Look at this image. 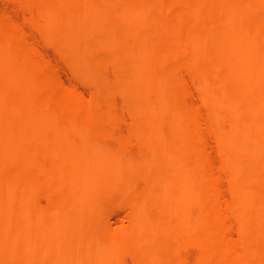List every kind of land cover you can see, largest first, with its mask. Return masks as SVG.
Listing matches in <instances>:
<instances>
[{
  "label": "bare ground",
  "instance_id": "bare-ground-1",
  "mask_svg": "<svg viewBox=\"0 0 264 264\" xmlns=\"http://www.w3.org/2000/svg\"><path fill=\"white\" fill-rule=\"evenodd\" d=\"M66 1H79L84 8L78 15L80 22H77L80 24L75 23L77 25L72 28V35L67 32L71 25L70 28L68 25L61 27L63 31L66 28V33L59 35V48L66 47L65 44L72 37L73 47L78 45L74 39L84 31L85 25L81 22L90 21L93 14H104L103 10L108 5H114L115 18L103 21L102 30L94 35L85 51L101 47V54H105L114 49L117 40L112 39L113 33L120 27H126L122 44L131 48L128 49L133 53L131 60H128L130 62L126 61L118 73L120 76L128 75L131 79L136 76L141 79L147 77L146 83L143 82L145 85L130 99L139 101L142 110L135 118L134 133L139 135L145 125L152 128L149 151L142 156V160H157L159 168L167 171L159 170L149 175V178L157 181V186L149 191L146 201L132 203L127 227L119 226L111 232L106 223L101 221L98 225L99 234L83 229L84 223L95 212L94 203L105 199L101 190L129 185L123 197L141 192L136 180L127 181L122 177L127 171L134 170V160L124 159L122 155L112 152L114 148L111 151L101 143L98 133L91 132L92 129H99V120L91 119L90 128L86 129L89 121L85 123L83 119L93 113L94 103L84 104L80 99L82 96L74 97L72 90L65 92L62 97L64 105L60 106L62 109L59 112L57 106L51 105L47 92L42 93V102L37 109H34L30 99L20 103L23 105L20 111L16 110L17 107L14 109L25 90H43L48 84L45 85L47 78L42 69L25 72L15 68V63H23L28 53L20 57L17 54V59L12 57V50L20 45L23 48V45L16 33L14 36L11 31H4L5 39L0 40V66L3 67L0 83L7 80L11 85L9 89L0 85V114L8 119L6 125L5 120L4 124L0 121L3 124L0 125V159L8 160L11 154L16 153L19 160L8 162L10 164L7 167L0 161L1 169L2 166L5 168L0 172V181L6 182L5 188L0 191V264L6 261L8 264H122L123 251H133L138 245L136 256L133 257L148 254L149 259L145 264H170L173 254L177 256L179 264H187L179 255V242L169 252H162L156 243L158 238L164 241L171 237L177 238L182 233L195 236L197 254L193 264H264V86L258 88L256 83L260 78L264 83V0H191L180 4V9L176 7L179 0ZM201 3L209 5L203 13L199 9ZM160 7L166 15L163 21L157 23L153 14ZM58 9V2L47 6L54 17H57ZM220 14H224L221 25L210 27V21L213 23L212 19ZM54 23L55 19L51 18L40 29L47 42L54 40ZM159 30L166 32L167 41L182 38L183 45L167 47L165 42L158 40ZM11 37L16 38L12 40ZM102 38L105 40L102 41ZM98 51L100 53V48ZM63 52L60 55L63 56ZM75 59L69 60L71 71L82 81L94 82L86 68L80 66L78 58ZM220 61L222 64H219L216 76L209 75L212 63ZM186 64L192 67V77L199 78L197 93L201 100L200 107L188 106L181 100L187 90L179 84L174 70ZM23 76H27L26 82H22ZM242 83L249 86L241 89L238 86L242 87ZM56 87L57 83L52 79L48 90L43 91H53ZM7 94L6 107H2ZM38 97L35 99H40ZM53 105L56 104L53 102ZM225 111H229L230 116H224ZM31 114L38 119L30 130L18 127L14 131L8 128L15 123L17 115L24 119ZM204 114L212 116L208 128L218 140V153L223 161L221 170L230 182L229 201L221 200L219 176L214 172L204 149L203 131L206 129L200 122ZM62 116L66 118L64 124L60 122ZM225 123L229 125L227 131L222 129ZM47 129L50 132L45 140L52 152L50 160L55 165L61 162L62 169H57L59 171L41 187L37 185L38 188L34 186L36 182L33 184L30 175L42 173V168L34 150L29 147L32 146L29 133L34 135L37 142L44 138ZM168 134L178 137L179 143H167ZM11 140L18 141L12 150L9 144ZM38 145L42 149L43 146ZM75 170L77 176H74ZM65 178L67 183L64 189L74 194L69 193L70 196L65 195L61 199L57 197L58 206L56 202L55 207H39L36 204L37 195L49 193L52 181L56 184ZM158 194L164 198L159 204L165 212L161 217L150 212ZM45 196H42L43 199ZM172 218H176L179 224L173 223ZM230 218L240 224L237 240L226 235L225 226ZM146 225L147 231H141L142 226ZM125 237L129 238L126 244L123 242ZM2 243H10L7 244V248L11 245L9 251L3 252Z\"/></svg>",
  "mask_w": 264,
  "mask_h": 264
},
{
  "label": "rangeland",
  "instance_id": "rangeland-1",
  "mask_svg": "<svg viewBox=\"0 0 264 264\" xmlns=\"http://www.w3.org/2000/svg\"><path fill=\"white\" fill-rule=\"evenodd\" d=\"M55 1L58 2V8H60V9H58L59 12H57V14H56L57 17H54L47 10V6H49L52 3H56ZM64 1H66V0H52V3H51V0H0V34H1L0 40L5 39V37L3 35L8 31H11V34L14 36H16L15 35V33H16L17 38H19V40L22 42L21 44L23 45V48H21L22 47L21 45L18 48L15 47L11 52V56L14 57L15 59H17L21 55H26L28 53L27 57H25L26 59L23 63H21V64H19L18 62L15 63V68L19 69V70L22 69L25 72L26 71H34V70L38 71V70L42 69V72L45 74V76L47 78L45 85L46 84L49 85L50 81L52 79L55 80V82L57 83V87H56V89H53V91H43V90H48L47 89L48 85H46L47 87L45 86L43 88V90L37 91L36 89H31V88L25 90L24 93L20 96V99L18 98L19 104L16 103L17 105L15 106L14 109H16V107H17L16 110L20 111L19 109L22 108V106H23L22 104L25 101L24 99H27V100L30 99L32 105L34 106V109H37L39 107L38 104H41V102H42L43 94L47 92V93H49L51 105L55 106V107L57 106L56 107L57 112H59L60 108H61L60 106L63 107V105H64V102H63L64 99L62 97H64L65 92H67V91L71 92V90H72L71 93L74 97L80 98L82 96L80 99L82 102L84 101L83 102L84 104H90V103L93 104L94 103L93 113H90L89 117L86 116L83 119L85 123H87L89 121L88 122L89 126H87L88 125L87 124L86 129L90 128V122H92V120H94V119L97 121L99 120L98 121L99 123L101 122L99 127H98L99 129H96V131L92 129L91 132L93 133V131H94V132L98 133V135H99L98 138L100 139L101 143L105 146L107 145L106 147H108L111 151L114 148V150L112 152H115V153L122 155V157L124 159H133L134 160V170L131 172L127 171L126 173L123 174L122 177L125 178L127 181L136 180L140 186V189H141V192H138L135 194H130L131 196L129 195L128 197H123V196L128 192L129 185H127L123 188L122 187L121 188L112 187L109 189L106 188V189L101 190L102 195L103 196L105 195L104 196L105 199L103 201L100 200V202L97 201L94 203L95 212L84 223L83 229H85L86 231H89V232H93L95 234H99L100 230H99L98 225L101 221H104L106 223L107 227L109 228V231L112 230L111 232H113V231L117 230V228H120L119 226H122V227L128 226L127 217H128L129 211L131 210L132 203L140 202V201H146L149 198V191H151L152 188L157 186V181L155 179L149 178V175H152L155 172H158L159 170H162L163 172L165 170L163 168H161V169L159 168V166H158L159 162L157 160H153V161L142 160V156L146 155L149 151L150 141H151V137H152V135H151V133H152L151 129L152 128L148 125H145L143 131L139 135H136L134 133L135 118L139 116V115L137 116V114H140L142 112V110H141V106H140L139 101H136L133 99L130 100V99L132 98V95H134V93H136V91L138 89L142 88L145 85L147 77L146 78L142 77L143 79H141V78L136 76V78L131 79V77H129L128 75L120 76L118 73L119 69L122 68V65L124 66V64L126 65V63L130 62L128 60H131L130 58H132V53H133V52L131 53L129 50L131 48L125 47L122 44L121 39L124 38V36H125L124 34H126V32H127L126 27H123V28L120 27L116 30V32L113 33L112 39L117 40V42H116L117 45L114 48L115 50L114 49L110 50L112 53L110 51H108L105 54H103V53L101 54V51H102L101 47H98L96 50H92L90 52L85 51L86 48L90 46L89 43L92 42L94 35L102 30L103 21L110 19V18H115L114 5H112V4H110L111 6L108 5L109 7L107 6L108 7L107 10H106L107 7L103 10L104 14L103 13L102 14H93L90 18L93 21H91V20L90 21L86 20L87 22L83 21L86 24L81 22L83 26L85 25L84 31L81 34L82 36L81 35L77 36L79 40L77 39V37L74 39V40H77L78 45L75 44V47H73L74 45L72 44V41H71V39L73 38L72 37L70 39V41H68L65 44V45H67L66 47L61 46V48H63V49L59 48L58 45L60 42L59 39L61 38L60 36L62 35V33H66V28L64 30L65 32L62 29L66 25H68V26L71 25V28L69 26V28L71 30L67 29V32L71 33V35H72V33L74 32L72 30V28L74 29L76 27L75 25L80 24L79 23L80 20L78 19V15L80 14V12L84 8V5L81 2L79 3V1L78 2L75 1V3H73L74 1L69 2V3H67L68 1H66V2H64ZM189 1H191V0H185V1L179 0L177 2L179 4H176L177 5L176 7H178L177 9H180L181 5H183L184 3H187ZM219 1H226V0H219ZM233 1H235V0H232V2ZM81 4L83 6L82 8H81ZM42 5H44V6H42ZM59 5H60V7H59ZM67 5H68V7H66ZM200 5L201 6H199V9H200L201 13H203L204 9L209 6L206 3H201ZM69 6H72V7H69ZM62 9L64 11H62ZM163 10L164 9H162L160 7L154 13L155 15L153 14V17L155 16L154 19L157 21V23H160L165 18L166 14ZM60 12H61V14L59 15ZM107 13H108V15H107ZM163 13H164V15H163ZM222 15H224V14H220V15L216 16L217 19H216V17H214L212 19L213 23L210 21V27H212V28L219 27L223 21V18H224V16H222ZM106 16L107 17L109 16V17L107 18ZM158 17H160V18H158ZM221 17H223V18L221 19ZM51 18L55 19V23H54L55 25L53 24L52 28L54 30L53 31L54 33L56 31V34H54V40H51L52 42L51 41L47 42V40L42 36V32L40 29H42L41 27L45 26L47 21H49V19H51ZM103 18H105V19H103ZM99 19H100V21H99ZM219 19H221V20H219ZM214 20H215V22H214ZM33 21H34V23H33ZM77 21H79V22H77ZM37 22H39V23H37ZM71 22H72V24H71ZM76 22H77V24H75ZM37 26H38V28H37ZM56 26L57 27L59 26V27L57 28ZM62 26H63V28H61ZM4 31H5V33H4ZM161 33H162V36H160ZM166 36H167V34L163 30L158 31V34H157L158 40L162 41V43L165 42L164 44L167 47H170V48L172 46L173 47H181L184 43V40L182 38H179V37H177V39L175 38L173 40L167 41ZM11 38L13 40V38H16V37H11ZM81 39H82V41H81ZM104 40L102 38V41H104ZM48 43H50V44H48ZM54 43H57V44H54ZM69 43H70V45H69ZM170 43H173L174 45H172ZM52 44H54V45H52ZM120 46L122 48H120ZM20 48H21V50H20ZM99 48H100V53L98 51ZM124 48L126 50H124ZM65 49L67 51L68 50L69 51L67 52ZM76 49H78V50H76ZM70 50H72V51H70ZM73 50L74 51L76 50V51L74 52ZM23 51H24V53L20 54V52H23ZM29 51H32L33 53L29 52ZM65 51L68 53L67 55H66ZM62 52L64 53L63 56L60 55V54H62ZM12 54H15V55H12ZM17 54H18V57L16 58ZM128 54L130 55V57ZM59 55L61 56V58ZM69 55L70 56L72 55V56L70 57ZM75 55H76V57H75ZM75 58L76 59L78 58L77 61L79 62L80 66H83V68H86L87 73H89L88 75L92 78V80L94 82L89 83V82L82 81L76 76V74H74L73 71H71V67H70L69 63L71 60H74ZM66 60H68V61H66ZM91 60H93V61H91ZM25 62H27V63L29 62V63L27 64ZM81 62H82V64H81ZM17 63H18V65H17ZM219 64L221 65L222 62L220 61V62H213L212 63V65L210 66L209 75H212L213 77L216 76V71L220 67ZM88 69H89V72H88ZM212 69H214V70H212ZM176 70H178V71H176ZM2 72H3V67L0 66V74ZM174 73H175V75L176 74L178 75L176 78L178 79L179 84L181 86H183L185 88V90H187L185 92V94H183L181 97L182 102L183 103L185 102L184 104H187L188 106L192 105V106L200 107L201 100H199L200 98H199V95L197 93L198 92L197 90H198V79L199 78L192 77L191 65L190 64H186V66L179 65L175 68ZM27 79H28L27 76H23V78L21 80H22V82H26ZM260 79H258L256 81V83L259 85V87L257 86L258 88H262V85L264 86L263 79L262 78H260ZM96 80H97V82H96ZM131 80H132V82H130ZM135 81H136V83H135ZM143 82H145V83H143ZM96 84L98 85V87H95ZM238 84H240V83H238ZM238 84H237V86H238ZM0 85L5 89H9L11 84L9 81L3 80V81H1ZM245 86H249V85L242 83V87L241 86H238V87L243 89V87L245 88ZM97 88H98V90H97ZM37 92H40V94L39 93L37 94ZM35 94H37V95H35ZM75 94H76V96H75ZM77 94H79V95H77ZM7 96H8V94L4 97V100L2 102V104H3L2 107H6V101L8 99ZM25 96H27V97H25ZM37 97L40 98L41 100L35 99ZM19 100H21V101H19ZM33 100H35V101H33ZM33 102H34V104H33ZM53 102L56 105H53ZM20 103H22V104H20ZM95 107H97V108H95ZM99 107L101 108V111H100ZM113 114H114V116H113ZM230 114L231 113L229 111H225V113L223 115L228 117V116H230ZM33 115L34 114H31V116L29 115V116L25 117L24 119L20 115L19 116L17 115L18 120L16 119L15 123L12 125H9L8 128L11 130L14 129V131L17 130L18 127L20 129L28 128L30 130L31 129L30 127H33V125L36 124V122H37L36 119H38L37 116H35V115L33 116ZM133 116H134V119H133ZM101 117H102V119H101ZM211 117H212L211 114H209L208 116H207V114H204L202 120L200 121L201 125H203L202 127L204 129H206V131L205 130L203 131L204 149H205V152L207 153V155H209L208 156L209 161H210V164H211L214 172L216 174H218V176H219L218 191H219V194H221L220 195L221 200L224 202V201L230 200V182H229L226 174L223 173V171L221 170L222 165H223V161H222L220 154L218 153V148H217L218 140L216 139L214 133H212L213 131L210 128H208V123L211 120ZM6 119L7 118L5 116L0 114L1 123L4 122L3 120L6 121L5 124L3 123L4 125L7 124L8 119L7 120ZM64 120L66 121V118L64 116L60 117V122L62 124H64V122H65ZM203 120L205 123H203ZM1 123H0V125H3ZM17 123H18V125H17ZM14 126L16 129L14 128ZM146 127H148V128H146ZM222 129L224 131H227L229 129V125L227 123H225L222 126ZM49 132H50V129H47L46 130L47 134L46 133L44 134V138L42 137L37 142H35V140H34V135L32 133H29V137H30L29 141H30V144L32 145V146L29 145V147L30 148L32 147L31 149L34 150L33 152L35 153V155L37 157L36 160L42 168V173L37 174L35 172V175H34V173H32L30 175L33 184H35L34 182H36V184L34 185L35 187H38L37 185H39V187H41L48 180V178H50L52 175L56 174L57 171L62 169V163L61 162H56V165H57L56 166L55 163H52L50 160L52 152L50 149L47 148V144H46L47 140H45L47 138V135H49ZM102 135H104V136H102ZM117 139H119V140H117ZM124 139H125V141H124ZM0 140H1V136H0ZM43 140H44V142H43ZM178 140H179L178 137H172L171 135L169 136V134H168V135H166L165 141L171 145H177L179 143ZM117 142H118V144H117ZM17 143H18V141H16V140H11L9 142V144L12 145L11 150L14 146L17 145ZM9 144H8V146H10ZM38 144H40V146L41 145L43 146L42 149H41V147H39ZM44 148H46V149H44ZM42 152H43V154H42ZM120 152H123V153H120ZM41 158H42V160H41ZM39 159H40V161H39ZM17 160H19V156L16 153L11 154V156L8 160L2 161L0 159V161L3 162L1 164L4 165V167L5 166L7 167L10 164L8 162L13 163L14 161H17ZM1 164H0V172L5 169L3 166H2L3 170L1 169ZM57 169H59V170H57ZM75 171L76 172H74V176H77V170H75ZM165 171H167V170H165ZM0 182H1L0 186H2V188L0 187L1 188L0 191H1L3 188H5L4 186H6V182L5 181H0ZM66 183H67L66 178L62 179L59 182H56V184H55V181H52L51 182L52 190H49L50 192L49 193L47 192L44 195L40 194L42 196L46 195L44 197V199L42 196L37 195L38 197H36V201H37L36 204L38 203L40 205V206L38 205L39 207H50V205L55 207V204L57 202L56 206H58V203H59L58 198L61 199L65 195L70 196V194H72V193L74 194V192H68L64 189L65 188L64 184H66ZM52 184H54V185H52ZM59 186L60 187L62 186L61 189H59ZM53 187L58 188V190H56ZM262 189L264 191V185L262 186ZM57 191H60V192H57ZM59 194H63V195L61 196ZM115 196H118V197H115ZM55 197H56V199H55ZM116 198H117V200H116ZM53 199H54V202H53ZM163 199L164 198H163L162 194H160V195L158 194L154 198L156 205L154 203V206L151 207V209H150L151 214L154 213L155 215L160 216V217L164 215L165 212H163L164 211L163 208L159 206V204L163 202ZM107 203H109V204H107ZM93 219H95V220H93ZM172 222L173 223L175 222V224H179V222L176 220V218H172ZM239 226H240V224L238 221L230 218L228 220V224H226V226H225L226 235L227 236L230 235L228 237H230V238L234 237V240H237L238 239V228H239ZM113 229H115V230H113ZM147 229H148L147 225L142 226L141 231L145 232V231H147ZM234 232L237 234V236H234L235 235ZM193 236L194 235L190 234V233H188V234L182 233V234L178 235L177 238L171 237V238H168L164 241H162V240H160V238H158V239H156V243L159 245L162 252H169V251H172L174 246L176 244H178V242H179L181 244V247L179 249V255L181 256V258L184 260L185 263L193 264L194 260H195V256L197 254V246L195 245V236L194 237ZM124 239L126 242L125 241H123V242L126 244L129 240V238L125 237ZM7 244H10V243H5V244L2 243L1 244V249L4 250V251L2 250L3 252L9 251V249L11 248V245L10 246L8 245V248H7ZM136 248L133 251L132 250L130 251L128 249L123 251L122 256H121V259L123 262L122 264H145V263H147V261L149 259L148 254L138 256L137 258L133 257V256H136L139 245L136 246ZM172 259L173 260L170 264H173V263L179 264V260L175 254L172 255ZM2 264H8V262L7 261L4 263L2 262Z\"/></svg>",
  "mask_w": 264,
  "mask_h": 264
}]
</instances>
